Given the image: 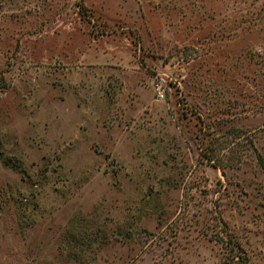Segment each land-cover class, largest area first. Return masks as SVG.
Here are the masks:
<instances>
[{
  "label": "rangeland",
  "instance_id": "obj_1",
  "mask_svg": "<svg viewBox=\"0 0 264 264\" xmlns=\"http://www.w3.org/2000/svg\"><path fill=\"white\" fill-rule=\"evenodd\" d=\"M242 258L264 264V0H0V264Z\"/></svg>",
  "mask_w": 264,
  "mask_h": 264
},
{
  "label": "trees",
  "instance_id": "obj_2",
  "mask_svg": "<svg viewBox=\"0 0 264 264\" xmlns=\"http://www.w3.org/2000/svg\"><path fill=\"white\" fill-rule=\"evenodd\" d=\"M236 247L239 249L240 247H239V245H236ZM247 263V260H245V259H243L242 258V260H241V264H246Z\"/></svg>",
  "mask_w": 264,
  "mask_h": 264
}]
</instances>
